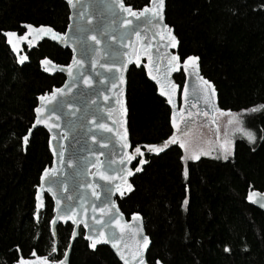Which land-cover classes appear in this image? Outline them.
I'll use <instances>...</instances> for the list:
<instances>
[{
    "label": "trees",
    "instance_id": "16d2710c",
    "mask_svg": "<svg viewBox=\"0 0 264 264\" xmlns=\"http://www.w3.org/2000/svg\"><path fill=\"white\" fill-rule=\"evenodd\" d=\"M124 2L141 9L149 0ZM68 16L64 0H0V264L31 254L57 260L69 243L71 224H59L53 251V203L47 194L35 219L39 177L52 161L48 133L40 127L27 143L22 137L34 120L37 96L64 80L61 74L43 73L39 61L67 64L71 52L43 40L19 66L2 36L22 33L23 24L63 32ZM165 20L178 41L180 60L198 58L220 110L264 105V0H165ZM173 78L181 88L183 73ZM126 105L132 153L149 145L162 149L142 153L145 163L131 178L132 189L116 198L126 217L139 213L143 218L151 240L147 263L264 264V212L247 201L248 189L264 192V108L248 116L257 129L255 142L237 140L227 158L188 159L178 141L164 145L174 132L171 109L142 65L128 69ZM88 245L80 228L69 264H121L107 246Z\"/></svg>",
    "mask_w": 264,
    "mask_h": 264
},
{
    "label": "water",
    "instance_id": "95a60500",
    "mask_svg": "<svg viewBox=\"0 0 264 264\" xmlns=\"http://www.w3.org/2000/svg\"><path fill=\"white\" fill-rule=\"evenodd\" d=\"M64 1L67 3V0ZM123 3L126 7L137 12L145 7H151V4L148 3L141 9H134L125 4L124 0ZM67 6L69 9L68 24L63 32L56 31L48 25H33L34 28L40 26L52 28L54 32L60 34L58 40L52 39L50 34L36 36L29 33L25 40L18 43V51L13 52L7 43V37L3 36L2 32L5 44L14 55L16 63L18 56L26 57L22 63H17L19 66L28 63V52L36 48L43 40H48L71 52V59L67 64H56L48 58L39 61L43 73L49 76L56 73L61 74L64 80L60 86L37 96L35 109L41 108L42 111L37 113L34 109V120L29 128L31 132L27 131L26 134L29 140L32 132L40 127L48 133V149L52 161L49 166L45 167L49 169V173H45L44 168L39 177V184L35 193V219H37L39 210L44 208V198L47 194L53 203L50 232L55 247L57 241L56 227L59 224L65 225L67 223L72 226L69 243L65 251L67 255L64 253L60 259L53 260L50 255L31 254L26 258L20 257L14 264H18L21 259L31 261L32 264H40L39 258L41 257L45 258L47 264H60L61 261L63 264H69L70 253L75 240L79 237L80 228L83 230V239L88 244L91 241L85 237L99 238L101 230L114 235L118 241V247L129 259L130 264H138V259L133 261L131 256L137 250V245L143 244V237L147 236L148 247L144 249L143 257L145 264H148L146 256L151 240L145 232L142 216L139 213H133L139 216L138 221L133 219V214L126 217L116 201L117 197H122L130 192L128 185H131L132 189L131 178L137 173L135 169L137 166L140 169L143 166L139 161L135 168L132 167L136 158L140 157V160L143 158L139 154L140 151L135 156L131 151L127 126V72L132 65L144 67L146 77L156 86L157 94L165 100L171 109V124L173 112H176V116L180 115L179 108L186 107L191 103H198L200 107L204 106L205 102L201 99L200 89L206 85L200 83L191 66H189L187 73L185 72L183 61L187 57L180 60L177 55V39L176 47H171V41L167 36L162 41L157 35L159 30L152 28L142 18L136 20L128 16L121 12L118 7L112 6L110 0H81L80 3H76L75 7H69L68 3ZM69 17L72 19L70 20ZM163 17V23L167 24L165 0ZM125 19H132V25L125 27ZM24 25L26 24L22 25L24 29L22 33L12 32H15L17 37L23 36L29 32ZM133 27L137 29L136 32L131 31ZM65 33L67 35H64ZM137 34L141 39H137ZM172 35L175 36L173 30ZM122 36L124 39L121 43ZM89 37H95V39H89ZM29 42H31V46H29ZM125 53L130 55L131 62L126 61ZM74 56L76 60L81 62L82 66L73 64ZM170 56L178 57L179 67L175 71H169L167 68ZM41 61L44 63L42 64ZM126 62L127 67L125 68ZM69 64H73L71 74L67 67ZM101 64L117 65L121 71L117 73L115 67L111 71H106L104 67L100 66ZM146 64L148 68H145ZM156 65L160 66L159 72H157ZM149 72L161 80V87L157 86L156 80L150 78ZM179 72L184 75L181 88L173 78V75ZM195 72L200 78L212 85L209 94L213 90L216 94L212 82L201 74L198 58L196 59ZM121 74L123 84L120 83ZM84 77L88 78V82L85 81ZM168 81L176 86L174 90L171 89ZM113 83L116 85L115 88H113ZM53 89H60L63 95L57 93L53 97ZM162 89L166 93L174 92L172 104L168 103L167 95H160ZM121 90L122 96L120 95ZM106 96L108 97L107 100H105ZM40 97L46 99L41 100ZM120 99L123 100L122 107L118 103ZM214 106L219 109L217 95ZM38 119L41 121L40 123H37ZM45 123L59 125V127H45ZM99 125L105 127L101 128ZM106 128L111 129V131H106ZM125 141L127 147H124ZM102 145L106 146L102 147ZM61 152L63 157H61ZM128 156H133V158L129 160ZM69 162H71V166H69ZM129 171L131 175H128ZM52 172L55 175H51ZM101 174L109 177V179H101ZM42 175L45 176L44 181H41ZM90 185L95 187H89ZM37 189L40 190L39 200L37 199ZM94 191L99 195H93ZM250 193H254L252 199H249ZM247 201L264 212V207L261 206L264 204V192L248 189ZM113 203L115 204L114 208L111 207ZM74 219L76 220L75 223L73 222ZM105 221L108 222L107 226H105ZM117 225H127V227L121 230ZM74 229L75 235H73ZM98 245L107 246L118 261L124 264L111 243H99L94 248ZM126 245L127 247H125ZM160 264L164 263L160 261Z\"/></svg>",
    "mask_w": 264,
    "mask_h": 264
},
{
    "label": "snow or ice",
    "instance_id": "6c2138e0",
    "mask_svg": "<svg viewBox=\"0 0 264 264\" xmlns=\"http://www.w3.org/2000/svg\"><path fill=\"white\" fill-rule=\"evenodd\" d=\"M80 2H81V0H67V3L69 5V7H75L76 3H80ZM149 3L151 4V7H145L143 9H141L139 12H137V11H133L130 7H126L124 5V3H123V0H110V4L112 6L118 7L121 10V12L126 13L128 16H130L132 18H135L136 20H141V18H142L147 24L151 25L152 28L158 29L159 31L157 32V35H159L160 39L163 41L165 39V37L167 36V38L171 41V45L170 46L171 47H176V43L177 42H176L175 36L172 35V29L170 27H168L167 24L163 23V19H164V17H163L164 0H149ZM81 18H83V16H81ZM69 19L71 20L72 17H69ZM132 23H133L132 19H125L124 20V26L125 27L131 26ZM24 27L27 28L29 30V32H26L23 36H19V37H17L16 33L12 32V31L3 32V36L7 37V43L11 46L13 52H17L18 51V43L20 41L25 40V37L28 36L29 33L35 34L36 36H40V35L47 36V35L50 34L52 39H57V40L60 38V34L54 32L52 28L47 27V26H40L38 28H34L33 25L26 24V25H24ZM131 31L136 32L137 29L133 27V28H131ZM64 35H67V34L65 33ZM89 39H95V37H89ZM123 39H124V37L122 36L121 37V43L123 42ZM137 39L138 40L141 39L139 34H137ZM96 42L99 43V41H96ZM29 46H31V42H29ZM161 46H164V45H161ZM149 47H150V45H149ZM125 57H126V61L127 62H131V57H130V55L128 53H125ZM25 59H26V57L18 56L17 57V63H22ZM149 59H151V57H149ZM196 59L197 58L193 57V56L187 57L183 61L184 70L187 73L189 66H191L193 68V70H194V74L196 75V77L200 81V83L202 85H206V87H202L200 89V91L202 93L201 99H203V101L205 103H207L209 109L212 110V109H214V101H215L216 94H215L214 90L211 91V93L209 94V90L212 88V85L208 81L203 80L202 78H200L198 76V73L195 72ZM177 61H178V57L177 56H170L169 61H168V66H167L169 71L177 70V68L179 67V64L177 63ZM127 62L124 64L125 68L127 67ZM41 63L43 64L44 61H41ZM73 64L78 65V66H82L81 62L79 60H76L75 56L73 57ZM73 64H69L67 66L70 74H71V70L73 68ZM94 66H95V64H94ZM100 66L104 67L106 71H111L113 67H115V71L117 73H120V71H121L120 67L117 66V65H104V64H101ZM145 68H148L147 64L145 65ZM159 68H160V66L156 65L157 72H159ZM149 76H150L151 79L156 80L158 87H161V80L158 79L157 76H153L151 72H149ZM84 79H85L86 82H88V78L87 77H84ZM120 83L123 84V76H122V74L120 76ZM168 84L170 85L171 89H173V90L175 89L176 86L174 84H171L170 81H168ZM115 87H116V85L113 83V88H115ZM109 91H111V89H109ZM57 93H59L60 95H63V93L61 92L60 89H53V97H55V95ZM120 95L122 96V90L120 92ZM160 95H162V96L167 95L168 96V103L169 104L173 103L174 92L170 91V92L166 93L162 89L160 91ZM40 99L41 100H45L46 98L45 97H40ZM107 99H108V97L106 96L105 100H107ZM118 103L121 104V107L123 106V100L122 99L118 100ZM193 107H195V105H193ZM262 108H264V105H259V106H256V107H253V108H250V109H245L243 111L256 112V111H258V110H260ZM214 110L217 111V112L220 111V109H218V108H215ZM35 111L37 113H40L42 111V109L41 108H36ZM224 114L225 113H221V115H224ZM176 115L177 114L174 111L173 112V120H172V128L173 129H177L178 128V124H179V121L176 119ZM200 115H206V113L201 112ZM227 115L230 116V117H233L232 119H230L228 121V124L231 125V124L235 123L237 125V127H235L234 131L240 132L242 135H244V136H246L248 138L249 142H252V140L254 139L253 134L250 131H247V130L239 127V120L235 118L234 114L229 112V113H227ZM191 117H192V113H188L189 121L185 123V129L188 128V123L190 122ZM181 119L183 120L184 117H181ZM40 122L41 121L38 119L37 123H40ZM53 126L59 127V125H49V124L45 123V127L51 128ZM99 127L104 128L105 126L104 125H99ZM105 130L106 131H111V129H107V128ZM28 131L31 132V129H29ZM180 131H181L182 135H184V136L188 135L187 131H184L183 129H181ZM22 139L24 140L25 143H27L28 136L25 135L24 137H22ZM176 142H177V140H176V132L174 131L173 135L170 136L168 138V140H166L164 142V145L166 147L169 143L175 144ZM227 143L230 144V141H228ZM104 146H106V145H102V147H104ZM184 146H185L184 143L180 144L181 148H183ZM50 147H51V145H50ZM124 147H127L126 141L124 143ZM221 147L223 148L224 145L221 144ZM148 149H149V151L156 152V153H158L159 151L162 150V149L157 148L156 146H152V145H149ZM138 153H139V148H137L135 150V152L133 153V156H135ZM139 154L142 155V153H139ZM133 156H128L127 158L129 160H131L133 158ZM61 157H63V153L62 152H61ZM196 158L197 157H195V156L192 157V159H196ZM180 159L183 161L184 157L182 156ZM140 163L143 164V163H145V161L143 159H141ZM69 166H71V162H69ZM135 170L137 172H139L141 169H140L139 166H137ZM44 172L45 173H49V169L45 168ZM50 174L51 175H55L54 172H52ZM128 175H131L130 171L128 172ZM185 175H186V172H185ZM101 179L107 180V179H109V177L103 176L101 174ZM44 180H45V176L42 175L41 176V181H44ZM89 187L94 188L95 186L94 185H90ZM128 190L129 191L131 190V185H128ZM39 191L40 190L37 189V199L38 200H39ZM93 195H99V194L94 191ZM253 195H254V193H250L249 194V199H252ZM57 203H59V201H57ZM185 203H187V198L185 199ZM261 206L264 207V204H262ZM38 207H39V204H38ZM111 207L114 208L115 204L113 203L111 205ZM94 211H95V209H94ZM133 219L138 221L139 220V216L136 215V214H133ZM73 222L75 223L76 220L74 219ZM107 223L108 222L105 221V226H107ZM117 227L121 228V230H123V228H126L127 225H117ZM129 231H131V229H129ZM73 235H75V229L73 230ZM85 238L89 239L91 241L89 243V245H88L90 248H94L99 243H111L112 247L117 250V255L120 257L121 260L124 261V264H130L129 259H127L125 257L124 252H122L120 250V248L118 247V241H117V239L115 238L114 235H111L109 233H105L103 230H101L99 238L90 237V236H86ZM125 247H127V245ZM147 247H148V237L144 236L143 237V244H138L137 245V250L132 253L131 259L133 261H136L138 259V264H145V260H144V257H143V251ZM55 250H56L55 246H53V251H55ZM224 251L228 252L229 249L227 247H225ZM65 255H67V253H65ZM39 261H40V264H47V261L43 257L39 258ZM18 264H32V262L28 261V260L21 259L18 262ZM60 264H63V262L61 261ZM155 264H160V261L157 260L155 262Z\"/></svg>",
    "mask_w": 264,
    "mask_h": 264
},
{
    "label": "rangeland",
    "instance_id": "374dc122",
    "mask_svg": "<svg viewBox=\"0 0 264 264\" xmlns=\"http://www.w3.org/2000/svg\"><path fill=\"white\" fill-rule=\"evenodd\" d=\"M203 105L200 107L198 103H191L186 107L183 106L179 108L180 115L176 116V119L179 121L178 128L174 129L176 140L180 144L184 143L183 150L186 158L192 159L193 156L227 158L231 155L234 143L237 140L244 139L249 142L246 136L234 131L235 127H237L235 123L228 124V121L233 118L227 115L229 111L220 110L217 112L214 110L215 106L214 109L210 110L207 103ZM201 112L206 113V115H200ZM188 113H192V117L188 123V128L185 129V123L189 121ZM221 113L225 114L221 115ZM230 113L234 114L235 118L239 120V127L253 134L254 139L252 142H255L258 133L257 129L251 125L248 119L251 112L241 110ZM181 117H184V119L182 120ZM181 129L187 131L188 135H182ZM228 141H230V144L227 143ZM221 144L224 145L223 148ZM145 151H149L148 146H145L143 152Z\"/></svg>",
    "mask_w": 264,
    "mask_h": 264
}]
</instances>
